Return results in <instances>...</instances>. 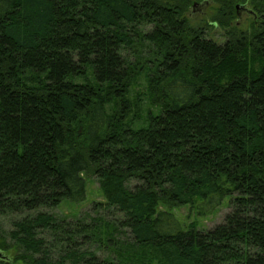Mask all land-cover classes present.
Returning <instances> with one entry per match:
<instances>
[{"label": "trees", "instance_id": "obj_1", "mask_svg": "<svg viewBox=\"0 0 264 264\" xmlns=\"http://www.w3.org/2000/svg\"><path fill=\"white\" fill-rule=\"evenodd\" d=\"M194 1L0 0V251L15 263L264 264V0H214L199 26ZM87 177L94 215L44 211L84 202ZM226 198L212 229L173 212Z\"/></svg>", "mask_w": 264, "mask_h": 264}, {"label": "rangeland", "instance_id": "obj_2", "mask_svg": "<svg viewBox=\"0 0 264 264\" xmlns=\"http://www.w3.org/2000/svg\"><path fill=\"white\" fill-rule=\"evenodd\" d=\"M209 2L208 4L206 3ZM194 4H200V6L193 8ZM249 9L248 5H246ZM218 4L214 0H200L190 3L188 11L186 13L187 17L190 19V22L199 26L203 23H209L211 19L217 14ZM235 23L243 30H246L251 24V16L243 12L240 18L235 20ZM211 36L217 42H224V31L218 26L210 28ZM86 191L87 196L84 202L82 203H72L64 202L60 206L52 209H44V211L55 214L56 216H67V217H79L87 213L94 215L93 205L95 203L105 202L102 192L99 188V183L96 178L87 177L86 178ZM229 198H226L222 206L217 210L216 213L208 217H202L197 212H194L190 209V206H184L178 209H175L173 212L178 220L188 225L191 222H196L199 229H212L216 225L221 224L230 211L228 208ZM10 220L8 218H0V237L6 236L8 230H10ZM6 256L11 259L10 263L7 264H24L23 262L15 263L12 253L3 252Z\"/></svg>", "mask_w": 264, "mask_h": 264}, {"label": "water", "instance_id": "obj_3", "mask_svg": "<svg viewBox=\"0 0 264 264\" xmlns=\"http://www.w3.org/2000/svg\"><path fill=\"white\" fill-rule=\"evenodd\" d=\"M198 5L200 6V4H194L193 8H196ZM241 12H246L249 15L255 16V12L250 10L246 5H238L237 6V14L239 15V17H240ZM0 259L5 261V262H9V263L11 262L10 258L8 256H6L2 251H0Z\"/></svg>", "mask_w": 264, "mask_h": 264}, {"label": "flooded vegetation", "instance_id": "obj_4", "mask_svg": "<svg viewBox=\"0 0 264 264\" xmlns=\"http://www.w3.org/2000/svg\"><path fill=\"white\" fill-rule=\"evenodd\" d=\"M206 3L208 4L209 2L206 1ZM242 13H243V12H241V14H242ZM245 13H246V12H245ZM241 14H240V16H241ZM247 14H248V13H247ZM248 15H249V14H248ZM250 16H251V15H250ZM239 18H240V17H239Z\"/></svg>", "mask_w": 264, "mask_h": 264}]
</instances>
